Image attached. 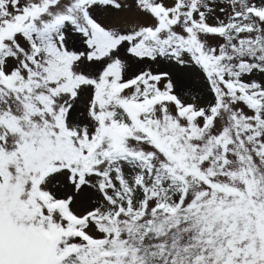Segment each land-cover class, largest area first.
Wrapping results in <instances>:
<instances>
[{
  "label": "snow or ice",
  "instance_id": "snow-or-ice-1",
  "mask_svg": "<svg viewBox=\"0 0 264 264\" xmlns=\"http://www.w3.org/2000/svg\"><path fill=\"white\" fill-rule=\"evenodd\" d=\"M0 264H264V0H0Z\"/></svg>",
  "mask_w": 264,
  "mask_h": 264
}]
</instances>
